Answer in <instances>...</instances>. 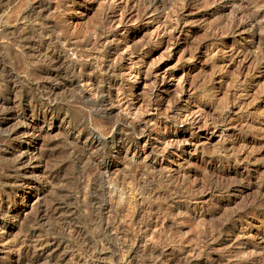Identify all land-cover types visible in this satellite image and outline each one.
Instances as JSON below:
<instances>
[{
	"label": "rangeland",
	"instance_id": "obj_1",
	"mask_svg": "<svg viewBox=\"0 0 264 264\" xmlns=\"http://www.w3.org/2000/svg\"><path fill=\"white\" fill-rule=\"evenodd\" d=\"M114 2L0 0L4 246L26 243L21 264H264V0H128L139 15L127 27L136 35L133 55L145 49L146 63L166 78L161 97L150 98V82L129 93L133 102L143 100L149 125L124 130L122 140L133 151L147 147V164L122 159L123 151L116 155L121 138L112 127L118 121L102 112L101 103L67 98L64 90L47 101L51 60L35 56L37 45L53 51L52 58L88 53L94 37L106 41V56L118 44L117 33L104 24ZM145 11L154 24L173 29L177 21L178 32L148 44L149 32L141 27ZM64 59L55 82L79 76L102 82L96 68L79 73ZM179 83L182 92H176ZM184 107L205 119L206 128L178 126ZM49 122L54 127L41 139L48 144L40 165L20 168L16 158L33 149L38 126ZM150 123L165 134L177 128L182 146L188 139L196 145L171 164V176L153 169L159 154ZM93 136L100 143L88 151L82 141ZM112 160L118 166L110 180L104 174ZM13 207L18 216L8 211Z\"/></svg>",
	"mask_w": 264,
	"mask_h": 264
},
{
	"label": "bare ground",
	"instance_id": "obj_2",
	"mask_svg": "<svg viewBox=\"0 0 264 264\" xmlns=\"http://www.w3.org/2000/svg\"><path fill=\"white\" fill-rule=\"evenodd\" d=\"M129 7L130 6H129L128 0H124V1L116 0V2H114V5H113L112 14L111 15L109 14L110 16L106 17L105 18L106 20L104 19L105 20L104 21L105 22L104 23L105 29L110 31L111 33L115 32L118 35V40H117L118 44H116V46L113 49H111V52L109 51L110 53H108L106 56H104L102 53L104 45H105L104 42H106V41L101 39V38L95 39V37H94V40L92 41V43H93L92 49H90V51L88 50V53H86V52L83 53L81 51H77V52H74L72 55H67L64 53V56H62L63 55L62 54V55H59V56L57 55L54 58H52L55 55L53 51H49L47 53L42 52L41 46L37 45V47H36L37 50H35V52L37 54L35 56H37L38 59L39 58L41 59L44 57L48 61L51 60L50 64H51L52 68L48 69V71L46 73L49 75H47V77L44 78L45 80H48V81H46L48 83V85L45 84L46 85V93H44V96L46 97L47 101L50 102L53 95L58 90H64L65 93L67 94V98H73L76 101H82L83 99L87 98V99H89V101H92V102L97 101L98 103H101L102 112L105 115H111V114L116 115V118L118 121V122L114 123V126L112 127V131L117 132L118 134L120 133V138H121V141L120 142L118 141L119 143L116 145V147L115 148L113 147L114 149H116V152H115L116 155L117 156L121 155L122 151H123L124 156L122 157V159H127L128 158L127 156H130L131 161L132 162L134 161V163H135V161H136V163H137V161H141V163L147 164V162H150V157H149L148 153L146 152L147 147L145 148V146L142 145L141 146L142 149H141V147H139L141 149L140 151H138V150L133 151L130 148H126V145H125L126 143L124 142V140H122V137H124V136L121 132H123L124 130H125V132L126 131H132L133 132L134 130L139 132L140 130L143 131L144 129L148 128V127L145 128V125L147 123L149 125V122L146 121L145 116H144L147 109H144L145 108V107H143L144 104L142 105L143 100L142 101L137 100V101L133 102L129 98V95H130L129 93L131 92L130 89L134 88L135 85L140 86V84L145 85L148 82H150L149 83L150 84V86H149L150 90L148 91L149 96H150V98L155 99L157 97V95L160 96L161 95L160 93L163 92L166 78H165V75L164 76L158 75V71L160 69H158L157 66L153 65L152 63L151 64L146 63V61H145V55L146 54L144 52L145 49H144V51L143 50L141 51L139 49L141 52L138 53V55H133V51L137 48L136 43H135V41H137V40H135L136 35H135L134 31L127 33V27H129L128 25L131 22L138 20L139 15L136 12V10H133L132 8H129ZM148 14H150V13L148 11H145V13H144L145 19L143 20V22L141 21L142 22L141 27L144 28L145 31L149 32V34L147 36L148 37L147 38L148 44L161 43L165 40V38H169L178 32V28L176 27V25L178 24L177 21H174V22H176V24H175V27L172 29V25L171 26L166 25L165 24L166 22L165 23L163 22L164 24H161L162 22L154 24L153 21L150 20L149 17L147 16ZM172 18L175 19L174 16ZM164 19H167V18H164ZM168 19H169V17H168ZM172 24H174V23H172ZM180 32H181V30H180ZM97 37H98V35H97ZM143 47H145V46H143ZM63 51H64V49H61V53H63ZM64 58H66L67 60ZM63 59L66 60L69 64H71L72 67L75 70H77L79 73L80 72H89L92 68H96L98 74L102 77V82L100 81L101 83H95V81L93 82L88 76H85V75H83L85 77L79 76L77 79L74 77H64V79H61L58 82L57 81L55 82V76L60 74L62 71ZM78 72H77V74H78ZM149 87H148V89H149ZM182 88L183 87L179 83L176 86V92H180L182 90ZM164 91H166V90H164ZM53 100H54V98H53ZM150 101L151 100H149V102ZM169 103H171V102L169 101ZM195 116H196V114L194 115V113L191 112L190 108L184 107L179 112L175 122L178 126H182V127H186V125L191 126L193 128V130L195 128L198 129L199 125H202L203 128H206L207 122L205 124V122L202 121L205 119L201 120L200 119L201 117L197 118ZM150 124H152V123H150ZM176 124H175V126H176ZM45 125H42L41 127L38 126V129H37L38 134H36L35 137H33L34 144H35L33 149H31V150L29 149L30 152H28V150H26V151L20 153V155H18V157L16 158L17 162L16 161L15 162L18 163V165H20V168L23 167V164L25 162L26 163L28 162V164L34 162V163H37L40 165V162H41L40 159L43 158L42 152L45 153V147L48 144L43 140L41 141V139H43V135H45L44 133L47 131V129L50 130L54 127L52 122H49L47 124L45 123ZM152 125H155V124H152ZM152 127H154V126H152ZM15 128H17V127H15ZM28 128H29V123H26L24 125V127L20 128L21 133H22V130H23V132L27 133ZM161 128H159L157 125H155V128H153L151 130L152 132H153V130L155 131L154 139L152 138V140H154L155 143L151 142V144L152 145L156 144L152 148L153 149L157 148L156 150L158 151V154H159L157 156V158H155V160H154L155 161L154 163H156V166H155V168L153 167V169H155L156 172L158 171V173L162 177L163 176L168 177V176L173 175V170H172L171 164L176 165L175 163H176L177 159L180 158L181 156L185 155V153L188 152V150L194 144H192V142L188 139V140H186L185 145L182 146L180 144L182 141L181 142L178 141L179 132H177V128H175L174 133H171V134L170 133L165 134L163 132L161 133V131H160ZM16 133H18V130L16 131V129H15V131L12 133V135H14ZM25 133H23V134H25ZM194 133L191 135H194ZM75 138L78 140L79 135L77 137L75 136ZM141 142H142V140H139L138 145L141 144ZM82 143L85 146V149L90 151L99 145L100 139L98 138V136L97 137L93 136L91 138H88V139L82 141ZM53 144H54V142H53ZM194 146H196V145H194ZM151 160H153V159L151 158ZM117 166H118V162H116V160H112V162H110L105 169L104 177H107L110 180L113 177L115 178L116 176L114 174L117 170ZM150 166L151 165H149V167ZM147 167H148V165H147ZM18 168H19V166H18ZM46 174H45V176H46ZM44 179L47 180V176ZM28 196L26 197L27 199H29ZM2 203L3 202H1V200H0V210L2 208H5L4 203L3 204ZM26 203L23 206L27 205ZM19 209L22 210V208H19ZM8 211L13 212L15 216H18L17 215L18 211L16 213L15 212L16 210L14 207L11 209L9 208ZM6 236L4 234H0V241H2L1 243L4 247L3 250H5V255L7 256V258L5 260L0 258V264H21V261L23 258L21 259L22 255L20 256L19 254L21 253V251L26 252V250H27L29 252V247L26 245V243H25L26 246L24 245V243H20L19 242L20 239H18V238H17L18 241L14 240L13 242H6V245L4 246V244H5L4 242L6 241ZM7 241H9V240H7ZM46 241H44V242H46ZM34 243H36V242H34ZM43 244L45 245V243H43ZM31 247H33V246H31ZM36 249L38 250L40 248H36ZM45 250L46 249L43 247L40 249V252L43 254L45 252ZM37 255L39 256V254H37ZM40 257H42V256L40 255ZM35 260H38V259H35Z\"/></svg>",
	"mask_w": 264,
	"mask_h": 264
}]
</instances>
